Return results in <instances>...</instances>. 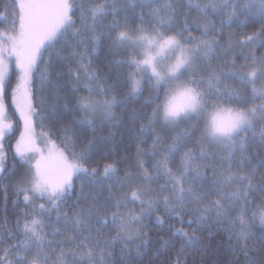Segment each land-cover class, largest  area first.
<instances>
[{
	"label": "snow or ice",
	"instance_id": "obj_1",
	"mask_svg": "<svg viewBox=\"0 0 264 264\" xmlns=\"http://www.w3.org/2000/svg\"><path fill=\"white\" fill-rule=\"evenodd\" d=\"M0 24V264H264V0H0Z\"/></svg>",
	"mask_w": 264,
	"mask_h": 264
},
{
	"label": "trees",
	"instance_id": "obj_2",
	"mask_svg": "<svg viewBox=\"0 0 264 264\" xmlns=\"http://www.w3.org/2000/svg\"><path fill=\"white\" fill-rule=\"evenodd\" d=\"M111 19L112 17L109 16L107 18V20L105 21V23H110L111 22ZM256 27H258V25L256 24H252L250 25L247 29H239V28H233V30L237 33V34H240L241 32L243 31H248V32H251L253 31ZM0 30H9L7 29L6 27V24H0ZM229 30L228 29H225V35H227V32ZM200 33L198 31H194V35H199ZM102 51L100 52V56L101 57H104L106 55V50H107V44L103 45L102 46ZM261 51H264V49H262ZM53 61L54 62H57L56 61V57L53 56ZM41 68H43V65H41ZM19 75V73L15 70V68H11L10 70V77H11V82H12V86L15 85L16 83V79H17V76ZM33 88H34V103H36V97L39 96V80H38V77L37 78H34V84H33ZM10 92H11V88H9L7 90V95H6V103L8 105L7 107V112H6V116L8 118V122H11L12 125H13V134L11 136V139H6L5 140V147L8 149V155H9V160L11 162V160L13 159V149H14V145H15V142L17 139H19V136L22 132V122L19 120L18 118V114L17 112L15 111V108L14 106L11 104V96H10ZM48 94V91L46 90L45 91V95ZM147 91H145L144 95H147ZM35 129L38 131V132H41V128L39 126V122L37 121L36 122V127ZM44 131H47V128L44 129ZM109 131L108 127L106 126L102 133H98V135H106L107 132ZM52 139H56L55 136L52 137ZM57 143H59V141L57 140ZM120 155H123V146L121 145H117V155L116 156H112L110 157V159H117L118 156ZM18 159V158H16ZM95 161H99L101 166L102 164L104 163V160L101 158L100 154L98 151H95L94 150V153H93V162ZM19 167V165H18ZM20 172H23V169L21 168L20 169ZM12 199H15V197L13 196L12 194V189H9V201H8V204H7V209L8 211L7 212H4V211H0V220H3L5 218V216H7L8 220L10 222L14 221L15 217L12 215ZM4 207V202H3V199H2V193H0V209H3ZM173 223H175V221H172ZM215 231V229H213ZM257 231H259V229L257 228L256 229ZM156 231L157 229L155 227L152 228V234H153V238L155 239L156 238ZM160 235L164 236L165 238H168L169 236V233L167 231V228L165 227V229L160 233ZM202 235H205L206 236V233L202 234ZM221 235H223V233H221ZM220 239V236H217L216 237V240L213 241V250L215 249V244H216V241H219ZM176 245H177V248H172V249H169L165 254L164 256H162L160 259L161 260H165L167 258H174L175 256V253L177 252L178 250V246H179V241H176L175 242ZM223 251L218 254V255H214L213 254V251H208V252H205V253H192V254H188V260H189V264H193V260L196 261V264H200V258L201 256H204L206 257V260L207 261H230V260H233L234 257L232 256V254L227 250V245L225 244L223 246ZM155 250V248H153V251ZM239 259L240 261L242 262L244 260V257L243 255H240L239 256ZM145 264H147V257H145Z\"/></svg>",
	"mask_w": 264,
	"mask_h": 264
},
{
	"label": "rangeland",
	"instance_id": "obj_3",
	"mask_svg": "<svg viewBox=\"0 0 264 264\" xmlns=\"http://www.w3.org/2000/svg\"><path fill=\"white\" fill-rule=\"evenodd\" d=\"M22 131H23V125H22ZM35 132L37 133V135L35 136L36 147L43 149L45 151V155H47V148H48L47 142L44 140L43 136L40 135L41 132H38L36 129H35Z\"/></svg>",
	"mask_w": 264,
	"mask_h": 264
}]
</instances>
